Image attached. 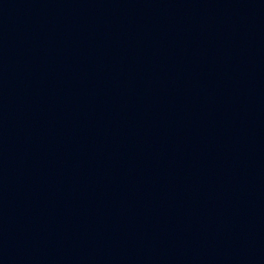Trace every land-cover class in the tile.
Segmentation results:
<instances>
[{
    "label": "water",
    "instance_id": "obj_1",
    "mask_svg": "<svg viewBox=\"0 0 264 264\" xmlns=\"http://www.w3.org/2000/svg\"><path fill=\"white\" fill-rule=\"evenodd\" d=\"M0 264H264V0H0Z\"/></svg>",
    "mask_w": 264,
    "mask_h": 264
}]
</instances>
